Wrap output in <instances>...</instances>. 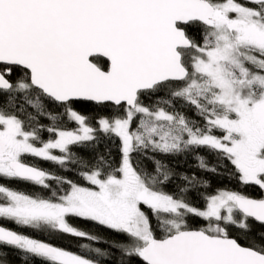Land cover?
<instances>
[{
  "label": "snow or ice",
  "instance_id": "obj_1",
  "mask_svg": "<svg viewBox=\"0 0 264 264\" xmlns=\"http://www.w3.org/2000/svg\"><path fill=\"white\" fill-rule=\"evenodd\" d=\"M13 254L264 264V0H0V264Z\"/></svg>",
  "mask_w": 264,
  "mask_h": 264
},
{
  "label": "trees",
  "instance_id": "obj_2",
  "mask_svg": "<svg viewBox=\"0 0 264 264\" xmlns=\"http://www.w3.org/2000/svg\"><path fill=\"white\" fill-rule=\"evenodd\" d=\"M29 111H31V109H29ZM189 115H191V112H189ZM118 143L119 142L117 141V144ZM113 151L118 156V152L116 151L115 148H113ZM195 163H196L195 160L189 158L187 162H182L180 164L178 170L179 171H187V172L197 171L196 168L194 167ZM189 165H192V167H189ZM43 166L44 167H48V168L53 167L50 164H45ZM197 174L198 175H208L206 173H201V172H197ZM210 178L212 179L214 187H224L225 185H227L229 187H233V188L236 187V182L235 181H229L227 177H210ZM249 192L252 195L259 196V192L258 191L249 190ZM97 234L106 236L109 239H120V237L114 236L113 234H110V233L106 232L103 229H99L97 231ZM63 243H64L65 246L70 247L72 250H77L75 242H73L72 244H69L68 240H65ZM83 243H89V242L85 240V241H83ZM94 246H98V247H101V248H107L108 247L105 244H99V245H94ZM117 255H119V253H117ZM11 258L14 260L15 264H27V262L19 260L18 254H13Z\"/></svg>",
  "mask_w": 264,
  "mask_h": 264
}]
</instances>
